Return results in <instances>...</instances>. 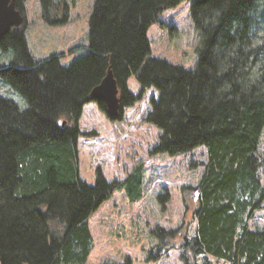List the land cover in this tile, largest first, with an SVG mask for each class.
<instances>
[{
    "label": "trees",
    "instance_id": "trees-1",
    "mask_svg": "<svg viewBox=\"0 0 264 264\" xmlns=\"http://www.w3.org/2000/svg\"><path fill=\"white\" fill-rule=\"evenodd\" d=\"M180 1L95 0L88 53L64 66L63 52L33 56L24 0H15L24 21L0 38V54H11L0 63V80L26 106L0 95V264H86L94 245L90 218L123 184L135 193L132 200L139 196L137 173L124 183L107 181L100 169L93 185L79 177L78 140L95 135L81 131L80 118L88 103L105 113L90 92L108 68L121 108L110 121L122 120L124 110L154 88L158 97L143 119L161 131L151 153L207 151L196 185L182 188L185 221L172 229L156 225L148 258L177 247L181 264H264V227L251 225L255 214L264 213V0H189L200 38L192 69L151 57L146 36ZM39 4L46 24L68 22L64 0ZM130 78L136 93L129 90ZM187 195L194 197L192 205ZM100 264L133 262L127 255L121 263Z\"/></svg>",
    "mask_w": 264,
    "mask_h": 264
},
{
    "label": "rangeland",
    "instance_id": "rangeland-1",
    "mask_svg": "<svg viewBox=\"0 0 264 264\" xmlns=\"http://www.w3.org/2000/svg\"><path fill=\"white\" fill-rule=\"evenodd\" d=\"M64 1L69 7L68 22L50 26L41 18L39 0H24L25 36L35 58L63 52L61 63L69 66L88 53L89 20L95 0ZM190 4L189 0L180 1L164 10L148 27L146 36L151 57L186 69L194 67L200 38L190 15ZM10 59L11 54H0V63H8ZM128 87L133 93L138 91L134 78L129 79ZM0 95L12 98L21 108L26 106L24 99L1 80ZM157 97L154 88L147 89L142 101L125 109L122 120L114 122L95 103L83 108L80 129L86 133L93 131L95 135L78 140L80 179L93 185L98 169L109 182L124 183L128 177L132 179L134 173L140 178L137 198L132 200L135 193L129 192L123 184L90 218L94 245L86 264L107 260L121 263L127 255L133 264H181L177 247L157 260L148 258V251L157 243L152 230L156 225L177 228L185 221L182 197L186 191L182 188L196 185L203 173L207 151L199 146L173 156L151 153L161 131L143 119L151 110V99ZM259 152L264 157V131ZM261 178L264 184V168ZM165 194L168 197L159 200V196ZM187 202L192 205L194 197L188 196ZM190 213L186 221L192 232ZM251 225L264 227V213L255 214ZM213 262L226 264L218 260Z\"/></svg>",
    "mask_w": 264,
    "mask_h": 264
},
{
    "label": "water",
    "instance_id": "water-1",
    "mask_svg": "<svg viewBox=\"0 0 264 264\" xmlns=\"http://www.w3.org/2000/svg\"><path fill=\"white\" fill-rule=\"evenodd\" d=\"M24 18L15 6V0H0V38L8 32H16L23 24ZM90 97L100 100L105 105V114L109 119L120 115L119 90L110 68L101 82L92 88ZM65 121L59 122L63 126Z\"/></svg>",
    "mask_w": 264,
    "mask_h": 264
}]
</instances>
